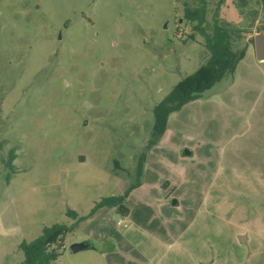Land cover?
<instances>
[{
  "label": "rangeland",
  "instance_id": "rangeland-1",
  "mask_svg": "<svg viewBox=\"0 0 264 264\" xmlns=\"http://www.w3.org/2000/svg\"><path fill=\"white\" fill-rule=\"evenodd\" d=\"M202 1L203 28H228L246 56L157 138L155 107L210 56L185 16L201 0H0V264H21L20 245L55 224L69 231L53 264H111L104 238L132 224L116 209L89 215L140 184L126 203L135 221L156 208L162 182L183 223L200 204L235 224L261 212L264 237V62L254 47L264 0ZM88 241L96 260L71 251Z\"/></svg>",
  "mask_w": 264,
  "mask_h": 264
},
{
  "label": "crops",
  "instance_id": "crops-1",
  "mask_svg": "<svg viewBox=\"0 0 264 264\" xmlns=\"http://www.w3.org/2000/svg\"><path fill=\"white\" fill-rule=\"evenodd\" d=\"M161 184L156 208L142 210V218L137 221L130 210L124 216L132 224L129 229L117 237L104 238L113 242L111 264H263L264 237L255 231L256 221L263 219L261 212L250 222L235 224L228 214L215 221L213 205L202 214L205 204H200L194 208L193 218L183 223L175 218L182 202L173 200L170 184L163 188ZM140 187L129 194L127 203ZM89 239L98 244V237ZM84 251L89 252L85 258L98 259L95 246Z\"/></svg>",
  "mask_w": 264,
  "mask_h": 264
},
{
  "label": "trees",
  "instance_id": "trees-1",
  "mask_svg": "<svg viewBox=\"0 0 264 264\" xmlns=\"http://www.w3.org/2000/svg\"><path fill=\"white\" fill-rule=\"evenodd\" d=\"M225 0H221L223 3ZM186 20L195 25L205 39V47L210 56L208 61L202 65L194 74L182 80L173 91L164 99L154 111L155 134L161 137L167 127L171 114L179 112L185 105L198 100L201 95L210 90L220 82L226 75H233L238 64L245 58L246 50L235 51L232 46L231 31L215 21L212 33H208L203 25L206 23V3L201 0L196 8L186 9ZM15 156L9 157L6 165L10 172L15 173L13 161ZM143 161L139 164L138 174L142 175ZM9 181V178L8 180ZM128 193L104 198L96 204L89 216H92L101 208L116 209L124 216L129 212L126 206ZM68 216L78 219L74 211H68ZM85 218H80L79 221ZM69 231L65 225L55 224L52 227H45L42 235L32 242H23L20 249L24 254V261L21 264H53L62 255L63 238ZM92 246L90 243H84Z\"/></svg>",
  "mask_w": 264,
  "mask_h": 264
},
{
  "label": "water",
  "instance_id": "water-1",
  "mask_svg": "<svg viewBox=\"0 0 264 264\" xmlns=\"http://www.w3.org/2000/svg\"><path fill=\"white\" fill-rule=\"evenodd\" d=\"M254 47L256 59L259 62H264V33H260L254 37ZM188 154V153H187ZM93 248L92 246H87L85 244H76L71 247L73 253H78L87 249Z\"/></svg>",
  "mask_w": 264,
  "mask_h": 264
},
{
  "label": "flooded vegetation",
  "instance_id": "flooded-vegetation-1",
  "mask_svg": "<svg viewBox=\"0 0 264 264\" xmlns=\"http://www.w3.org/2000/svg\"><path fill=\"white\" fill-rule=\"evenodd\" d=\"M186 9H187V8H186ZM186 9H185V14H186ZM176 86H177V85H176ZM176 86H175V87H176ZM175 87H174V88H175ZM174 88H173V89H174ZM172 91H173V90H172ZM172 91H171V92H172ZM171 92H170V93H171ZM170 93H169V94H170ZM166 97H167V96H166ZM166 97H165L164 99H166ZM162 101H163V100H162ZM160 103H161V102H160ZM160 103H159V104H160ZM156 107H157V106H156ZM156 107H155V108H156ZM154 111H155V109H154ZM175 113H176V112H175ZM153 135L156 136V134H155V114H154ZM9 170H10V169H9Z\"/></svg>",
  "mask_w": 264,
  "mask_h": 264
}]
</instances>
